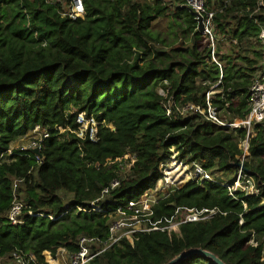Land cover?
<instances>
[{"label":"trees","instance_id":"trees-1","mask_svg":"<svg viewBox=\"0 0 264 264\" xmlns=\"http://www.w3.org/2000/svg\"><path fill=\"white\" fill-rule=\"evenodd\" d=\"M2 2L0 258L19 250L35 256L30 264H47L45 251L54 257L59 249L73 254L79 236L106 238L108 219L91 204L120 178L127 153H135L137 162L126 179L120 178V187L96 203L103 210L114 203L126 208L152 190L163 178L161 165L170 161L172 149L180 160L234 180L247 131L218 127L198 113L180 114L188 104L205 107L206 94L221 75L189 11L170 10L160 0H84L86 16L71 22L61 19L46 0ZM226 2L231 4L225 13L215 17L217 28L245 46L223 57L224 77L214 89L223 93L214 94L212 103L230 119H244L249 89L263 59L259 35L264 15L251 18L258 0H208L210 9ZM165 17L173 23L171 42L152 30ZM81 113L101 124L97 143L73 133ZM109 124L115 131L105 126ZM37 127L50 134L43 142L42 162L36 164L31 150L18 149L7 158L11 145ZM58 127L67 131L60 134ZM249 145L243 166L256 181V195L237 193L236 199L219 184L190 181L154 206L152 220L167 227L176 214L188 210L217 209L216 216L181 223L179 233H141L134 245L122 241L92 264H168L195 249L225 264H264V122L255 126ZM170 169L169 179H189L187 168L178 162ZM19 178L31 181L26 185L28 206L45 216L13 226L6 214L13 182ZM48 255L49 262L57 264ZM179 264L215 263L194 255Z\"/></svg>","mask_w":264,"mask_h":264},{"label":"built area","instance_id":"built-area-1","mask_svg":"<svg viewBox=\"0 0 264 264\" xmlns=\"http://www.w3.org/2000/svg\"><path fill=\"white\" fill-rule=\"evenodd\" d=\"M2 1L3 0H0L1 7L3 6ZM160 1L162 6L167 7L170 10H191L198 14V16H193L197 25V31L198 19L199 17L202 18L204 31L201 34L209 42V48L211 49V62L219 67L221 74L218 82L212 88V91L206 94V106H197L194 104L185 105L180 111L181 116L186 117L189 114L198 113L203 116L204 120L218 127L233 130L244 129L247 131V138L241 143L244 154L238 157V160L240 161V167L234 175L233 181L222 174H219L217 171L206 169L199 163H187L188 165L183 163V160L178 158V153L172 149L173 153H177L174 158L176 157L179 160V164L183 167H193L192 170L188 168L185 172V175L189 177L188 182L194 181L200 186H203L206 182L219 184L225 187L229 191L230 195L234 196V198H236L235 196L237 193H244L246 196L256 195L258 193L256 189V181L250 173L244 170L243 165L245 161H247V157L250 155V135L252 132H254L256 125L262 124L264 122V29H261L259 35V40L263 44V59L260 64V69L254 75L251 88L249 89L248 113L244 119H230L228 116L222 114L216 107H214L212 103V96L216 93H223V91H214V89L222 84L224 77L223 69L227 60L223 59V57L227 56L230 52H240L245 46L240 44L238 40L232 39L230 33H220L215 22L216 15L224 14L225 9L230 6L231 2H226L223 6L217 7L216 9H210L208 0ZM46 3L55 7L61 19L64 20L77 22L80 19H84L86 16L84 0H46ZM256 14L264 15V0H258L256 9L251 15V18H253V16ZM256 23L258 22L256 21ZM251 41L256 44L255 39H251ZM160 90L162 91L161 95L166 96L164 91L162 89ZM76 122L78 124V130L74 131L73 133L77 136V138L83 141L89 139L93 143H97L99 141V128L101 124L93 116H88L86 113H81L77 116ZM105 126L111 131H115V128L112 124ZM56 130H58L60 134H63L67 131V129H64L63 127H58ZM32 132L36 134V136L31 140V145L27 150H31L32 152L33 150L39 151L40 155L34 153L36 164L39 165L43 160L41 154L43 142L50 137V134L48 130L43 131L39 127H37ZM136 162L137 156L135 153L125 154L123 157V163L121 164L119 177L126 179L128 174L132 172ZM168 164L169 163H163L161 165L162 173L163 170L164 173L163 178L159 181L163 184L162 187H164L167 191L165 194H161L162 196L159 200H151V198L146 199V197L150 196L147 194L146 196L144 195L145 197L143 196L138 202L132 203L126 208L121 206L114 207V203L113 207L109 208L108 210H103L102 207L96 206V203L104 200L107 196L120 187L121 179L119 178L114 180L109 187L102 191V197L91 204L93 211L101 212L105 214V217H107L108 236L106 238L87 235L79 236L76 242L78 246L77 252L71 254L67 252L66 249H59L67 256L63 258L62 262L55 259H53V261L57 264H92L96 259L105 255L108 251L118 246L122 241H128L131 245H134L139 234L141 233H149L154 231L164 232L166 230L169 233H179V227L181 223L208 221L216 216L219 213L217 209H203L200 211L188 210L180 215L176 214L175 219L169 221L170 225L167 227L160 225L162 221L155 222L152 220V217L154 216V206L162 199L169 197L171 192H173L176 188H179L177 184L181 185L185 182V179L183 178L179 181L175 179H169L170 175L168 172H171L172 170L170 168L167 169ZM30 173L31 172H29V174ZM27 182L31 183V181H28L27 178H19L15 179L12 185V200L10 208L6 214V218L7 221L13 226L24 225L28 217L43 216L42 214H35L26 202ZM155 187L152 190H154ZM78 210L86 211L82 208H78ZM87 212H91V210ZM48 217L52 220L55 219L52 216ZM251 244L253 246L258 245V243H256L254 240L251 241ZM45 253L51 255V252L49 253V251H45L43 256ZM10 257L13 261V264H30L36 262V258L33 254H26L19 250H13L10 253ZM45 262L47 264H52L46 259Z\"/></svg>","mask_w":264,"mask_h":264},{"label":"rangeland","instance_id":"rangeland-1","mask_svg":"<svg viewBox=\"0 0 264 264\" xmlns=\"http://www.w3.org/2000/svg\"><path fill=\"white\" fill-rule=\"evenodd\" d=\"M137 1V0H136ZM140 1H144V0H140ZM170 14V18H171V15H172V13H169ZM169 17H165V18H159L155 23H154V25H153V27H152V30L154 31V32H156V33H160L161 34V36L162 37H166V39L168 40V42H171V40H172V37H174L173 35H172V28H173V26H172V20L170 19ZM171 31V32H170ZM180 41L182 42V40H179V42L176 44V46H179L180 45ZM186 46H189L190 44L189 43H187V44H185ZM156 48L158 49V50H162V49H166V48H164V47H162V46H156ZM160 92V94H162V91L160 90L159 91ZM31 134H32V136H31ZM36 136V134H34L33 132H31V133H29L27 136H25L24 138H21V139H19L18 140V142H16L15 144H13L12 145V148L10 149V153H8L7 154V158L8 157H11L12 155H13V153H14V151H16V150H18V149H21V150H27L28 148H29V146L31 145V140L34 138ZM177 155V153L176 152H174L173 153V156H172V158H171V161H169L168 163V165H167V169H169L171 166H172V164L173 163H175V162H178L179 160L175 157L174 158V156H176ZM10 162V161H9ZM179 163V162H178ZM183 163H185V164H187L186 162H184L183 161ZM188 165V164H187ZM188 168L190 169V170H192V166H188ZM187 168V169H188ZM163 173H164V170H163ZM223 176H225V175H223ZM226 177V176H225ZM228 178V177H227ZM189 180V179H188ZM188 180H185V182L184 183H182L181 185H178L177 184V186H179V188H181V187H183V186H185L187 183H188ZM160 182V181H159ZM159 182L156 184V187H155V189L154 190H149V192H147L146 194H145V196L148 194V195H150V196H148V197H146V199H150L151 198V200H159L160 199V197L162 196L161 194H165L166 193V189L164 188V187H162L163 186V184L161 183V186H158V184H159ZM144 196V197H145ZM61 197L63 198V199H67V200H69L70 199V197H67L65 194H62L61 195ZM67 207H68V205H66ZM43 216H45V215H43ZM54 218V217H53ZM50 219V218H49ZM51 221H54V220H52V219H50ZM176 231H177V229H176ZM68 252V251H67ZM50 253V252H49ZM65 255V256H64ZM45 259L46 260H48L49 261V259H48V257H47V254L45 253ZM49 257H51L52 259H55V260H59V261H61L62 262V260H63V258L64 257H66L67 255L64 253V252H61V250H58V252H57V256L56 257H54V256H52V254L51 255H48ZM58 257V258H57ZM13 261H12V259H11V257H10V254L9 255H6V256H3V257H1L0 258V264H13L12 263Z\"/></svg>","mask_w":264,"mask_h":264},{"label":"water","instance_id":"water-1","mask_svg":"<svg viewBox=\"0 0 264 264\" xmlns=\"http://www.w3.org/2000/svg\"><path fill=\"white\" fill-rule=\"evenodd\" d=\"M189 13L192 16H198V14L194 13L191 10L189 11ZM203 31H204V26L202 23V18L199 17V19H198V32L202 33ZM33 153L40 155L38 150H33ZM239 167H240V165H239ZM194 255H201V256L207 257V258L211 259L215 264H225L223 261H221L214 254H212L208 251L202 250V249H195V250H190L188 252H185V253L179 255L178 257H176L174 260L170 261L168 264H179V263L187 260L188 258H190Z\"/></svg>","mask_w":264,"mask_h":264},{"label":"crops","instance_id":"crops-1","mask_svg":"<svg viewBox=\"0 0 264 264\" xmlns=\"http://www.w3.org/2000/svg\"><path fill=\"white\" fill-rule=\"evenodd\" d=\"M31 136H32V134H31ZM16 142H18V140H17ZM16 142H14L13 144H15ZM13 144H12V145H13ZM12 145H11V148H12Z\"/></svg>","mask_w":264,"mask_h":264}]
</instances>
